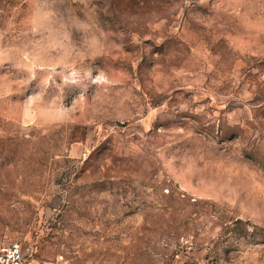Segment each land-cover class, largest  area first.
I'll return each instance as SVG.
<instances>
[{
  "label": "rangeland",
  "instance_id": "obj_1",
  "mask_svg": "<svg viewBox=\"0 0 264 264\" xmlns=\"http://www.w3.org/2000/svg\"><path fill=\"white\" fill-rule=\"evenodd\" d=\"M32 264H264V0H0V249Z\"/></svg>",
  "mask_w": 264,
  "mask_h": 264
},
{
  "label": "built area",
  "instance_id": "obj_2",
  "mask_svg": "<svg viewBox=\"0 0 264 264\" xmlns=\"http://www.w3.org/2000/svg\"><path fill=\"white\" fill-rule=\"evenodd\" d=\"M32 254L20 242L7 244L0 249V264H32Z\"/></svg>",
  "mask_w": 264,
  "mask_h": 264
}]
</instances>
